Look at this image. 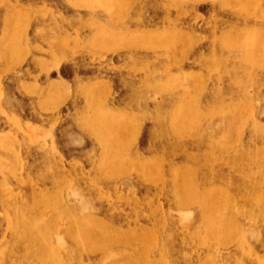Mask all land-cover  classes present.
Segmentation results:
<instances>
[{"label": "rangeland", "instance_id": "obj_1", "mask_svg": "<svg viewBox=\"0 0 264 264\" xmlns=\"http://www.w3.org/2000/svg\"><path fill=\"white\" fill-rule=\"evenodd\" d=\"M0 264H264V0H0Z\"/></svg>", "mask_w": 264, "mask_h": 264}, {"label": "bare ground", "instance_id": "obj_2", "mask_svg": "<svg viewBox=\"0 0 264 264\" xmlns=\"http://www.w3.org/2000/svg\"><path fill=\"white\" fill-rule=\"evenodd\" d=\"M262 44V43H261Z\"/></svg>", "mask_w": 264, "mask_h": 264}]
</instances>
